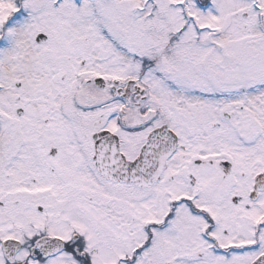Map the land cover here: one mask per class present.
<instances>
[{"label": "snow or ice", "instance_id": "1", "mask_svg": "<svg viewBox=\"0 0 264 264\" xmlns=\"http://www.w3.org/2000/svg\"><path fill=\"white\" fill-rule=\"evenodd\" d=\"M0 264H264V0H0Z\"/></svg>", "mask_w": 264, "mask_h": 264}]
</instances>
